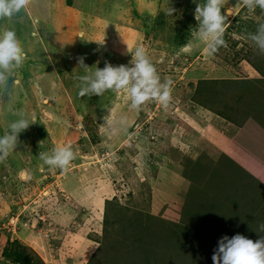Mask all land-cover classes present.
I'll return each mask as SVG.
<instances>
[{"label":"rangeland","instance_id":"1","mask_svg":"<svg viewBox=\"0 0 264 264\" xmlns=\"http://www.w3.org/2000/svg\"><path fill=\"white\" fill-rule=\"evenodd\" d=\"M204 2L31 0L0 20L27 54L0 90V135L21 111L33 122L0 161V264H17L14 253L25 249L34 264H214L224 237L250 228L264 239V92L256 91L264 90V53L247 39L264 13L241 4L228 17L227 47L181 53ZM237 3L227 0L222 14ZM137 46L161 82L172 81L168 107L133 110L124 92L79 95L78 57L89 68L130 66L128 47ZM110 113L127 118L115 134L105 125ZM209 124L237 140L256 176L217 137L214 147L205 142ZM57 146L76 154L67 171L39 159ZM201 159L211 163L203 172Z\"/></svg>","mask_w":264,"mask_h":264},{"label":"clouds","instance_id":"2","mask_svg":"<svg viewBox=\"0 0 264 264\" xmlns=\"http://www.w3.org/2000/svg\"><path fill=\"white\" fill-rule=\"evenodd\" d=\"M30 3L31 0H0V20H12L22 11L26 12ZM226 4L227 0H205L204 3L197 4L195 19L198 27L187 43L180 47L181 53H188L203 45L208 54L213 55L219 48L227 47L224 36L229 26L228 17L237 15L241 4L249 13L255 12L257 8L264 13V0H238L235 7L227 8L226 13L222 14ZM175 11L169 7L166 15L173 16ZM247 39L264 53V23H259L255 32L248 33ZM128 52L132 55L130 66L105 63L103 69L89 68L84 63V57H78L79 68L83 70V75L78 77L79 95L90 97L103 96L107 91L117 94L124 92L130 97V108L133 110L139 111L152 101L168 107L172 100V81L166 79L161 82L145 47L137 46L134 50L128 47ZM26 58L27 54L16 32L12 29H0V90L8 88L9 80L23 67ZM105 121L113 134L118 131L116 124L121 129L127 125L126 117L114 120L111 113L105 117ZM31 124L33 122L22 111L17 119L7 123L3 135H0V161L8 158L18 144L19 135ZM75 158L76 154L69 146H57L50 152L41 151L39 154V159L50 168L61 171H67ZM260 230L264 231V224L260 225ZM212 259L214 264H264V239L254 242L239 234L232 238L224 237Z\"/></svg>","mask_w":264,"mask_h":264},{"label":"crops","instance_id":"3","mask_svg":"<svg viewBox=\"0 0 264 264\" xmlns=\"http://www.w3.org/2000/svg\"><path fill=\"white\" fill-rule=\"evenodd\" d=\"M209 125L210 126L208 128H210V129H207L206 132L204 133V135H202L205 142H209L210 145L214 147V146L218 145V143H215V141H214L215 137H217L224 144V145L218 146L220 148V150H222L223 153L228 154L231 158H236V156H239V159L244 163L242 165L244 166V168H246V170H249L250 172L253 170H257L258 165L255 162H254L255 165L249 164L248 157H247L248 155H245V153L242 151L243 148L241 149L236 145V141H237L236 139H235L236 141L233 140V141L229 142L223 132L214 128L215 126H213L212 124H209ZM247 130L248 129H246L244 127L241 128L240 134L238 133V135H239L237 137L238 140H240V141L242 140V136H243L244 132H246ZM207 132H208V134L206 135ZM251 135H253V134H251ZM257 138L262 139V136L257 137ZM241 144L243 145L244 141H241ZM258 171H260V170H258ZM252 174L254 175V172ZM254 176H256V175H254Z\"/></svg>","mask_w":264,"mask_h":264},{"label":"trees","instance_id":"4","mask_svg":"<svg viewBox=\"0 0 264 264\" xmlns=\"http://www.w3.org/2000/svg\"><path fill=\"white\" fill-rule=\"evenodd\" d=\"M259 89H261V90H259ZM257 90H259L260 92H264V90H263V88H259V87H257L256 88V91ZM209 160V159H208ZM208 160H203V159H201V161L202 162H204V163H202V162H200L201 164H199V163H196L195 165H196V167H195V169L197 170V171H206V167H209V166H211L210 164V161L208 162ZM231 164H233L232 162H230L229 161V163H228V165L227 166H229V165H231ZM207 165H209V166H207ZM230 167V166H229ZM237 168H241L240 166H238V165H234V169L236 170ZM242 170H243V168H241ZM235 170H233V172L235 171ZM213 171V170H212ZM207 172H209V170L207 171ZM215 172V171H214ZM231 173H232V171H230ZM200 173V172H199ZM214 174H216V173H214ZM239 178H240V176H239ZM241 232L243 233V234H241ZM241 232H239L238 234L239 235H245V237L246 238H248V239H252V241H257V240H259V238L257 237V236H255V237H252V234H251V230H250V228L249 229H245V230H243V231H241ZM23 249H25V248H23ZM26 250V249H25ZM25 250H21V251H17V252H15L14 253V259H13V261H15L17 264H34L33 263V261H32V258L31 257H28V256H26V254H25ZM107 259H109V258H106L105 260H107Z\"/></svg>","mask_w":264,"mask_h":264}]
</instances>
